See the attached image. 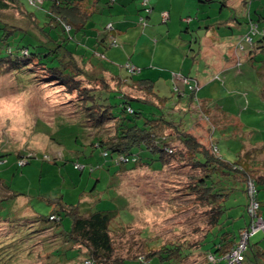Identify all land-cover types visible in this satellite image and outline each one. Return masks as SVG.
I'll return each mask as SVG.
<instances>
[{"label": "rangeland", "instance_id": "rangeland-1", "mask_svg": "<svg viewBox=\"0 0 264 264\" xmlns=\"http://www.w3.org/2000/svg\"><path fill=\"white\" fill-rule=\"evenodd\" d=\"M22 1L45 21L50 0ZM149 5L154 8L148 17V12L141 9V0H119L114 6L103 0L102 11L95 12L90 21V26L95 22L96 29L72 30L70 47L88 55L97 51L106 67L122 75L132 74L128 64L136 65L139 69L134 76L152 79L157 92L170 97L169 105L178 98L176 87L187 93L198 88V110L186 111L187 106L177 103L173 111H181L177 117L184 118L187 127L206 143L214 141L219 154L229 159H234L243 145L264 142V98L260 94L263 79L247 60L250 36L244 40L251 32V22L258 32L250 33L251 37L256 40L262 35L264 0H230L229 6H223L220 0H150ZM171 8L172 16H168ZM112 21H118L115 25L121 28L115 44L111 36H106L110 33L106 25ZM98 33L100 38H107V45L99 40ZM67 102L59 86L21 82L11 73L0 75L1 181L27 196L41 213L52 208L44 197L61 195L68 202L80 203L83 210L118 208V221L132 224L123 235L114 234L120 255L142 254L141 232L145 229H150L153 237L171 239V228L180 227V234L198 238L202 232L191 235L190 231L204 226L205 217L202 209L193 206L191 196L176 188L186 179L180 166L174 163L157 171L145 165L132 167L129 162L128 170L118 171L117 164H108L111 161L99 148L86 157L89 148L77 124L68 119L72 107ZM200 108L212 117V122L205 112L199 117ZM223 112L231 118L224 119ZM197 121L200 125L195 124ZM78 137L80 142L76 141ZM153 163L152 167L159 169V161ZM9 188L1 192L6 195ZM259 197L264 216V189ZM246 201L243 191L229 200L230 205L238 204L234 209L243 214L229 227L238 234L245 219L251 218L245 210ZM2 206L1 213L8 211L11 216L17 207L10 197L2 201ZM64 223L69 228L71 219L64 217ZM0 232V241L5 240V228ZM45 233L36 234V238L47 237ZM252 243L264 250L263 230L250 237ZM2 244L0 264H5L15 252H5ZM50 249L43 241L33 247L32 255L23 253L8 264H58L47 257ZM246 254L252 256L250 246ZM191 262L189 259L188 264ZM133 263L138 264L136 260ZM146 264L164 263L154 258ZM242 264L252 263L247 258Z\"/></svg>", "mask_w": 264, "mask_h": 264}, {"label": "trees", "instance_id": "trees-1", "mask_svg": "<svg viewBox=\"0 0 264 264\" xmlns=\"http://www.w3.org/2000/svg\"><path fill=\"white\" fill-rule=\"evenodd\" d=\"M102 1L50 0L43 22L22 0H0V75L11 73L21 82L29 80L59 86L72 107L68 119L77 124L83 143L89 148L86 157L99 148L111 161L108 164H117L118 171L128 170L129 162L132 167L145 165L157 171L177 163L186 175L185 181L176 186L177 190H185L193 206L202 209L205 217V225L193 227L190 234H202L192 238L180 234L182 228L174 227L171 228L173 238L168 239L153 237L150 229H145L141 232L142 254L120 255L114 234L123 235L132 224L118 221V208L83 210L80 203L68 202L61 195L44 197L52 208L48 213H41L27 196L10 189L0 178V228H5L2 236L5 240L0 242L5 243L2 244L5 252H15L5 264L23 253L32 255L33 247L43 241L45 247L51 248L47 257L58 264H134V260L146 264L154 258L164 264H188L189 259L193 261L190 264H224L226 253L239 244L242 232L250 231L254 223L249 211L252 197L249 181L256 187L254 198L259 202L256 218H264L260 212L263 201L259 197L260 190L264 189V142L243 145L235 158L229 159L219 154L214 141L206 143L193 128L187 127L184 118L177 117V112L181 111H173L177 103L187 106L186 111L198 110L196 103L200 100L195 90L198 88L193 87L187 93L176 87L178 98L169 105L170 97L159 94L152 79L134 76L133 72L139 69L136 65L128 64L132 74L122 75L106 67L97 57V51L88 55L70 47V39H74L72 30L96 29L95 22L90 26V21L95 12L102 11ZM117 1L106 0V3L114 6ZM220 1L223 6H229L230 0ZM141 3V9H145L149 17L154 7L149 5L150 0H141ZM115 22L118 21L106 25L110 30L106 36L112 37V44L117 43L116 34L121 30ZM252 32H257L253 22ZM250 33L244 38H251L247 60L257 67L263 79L260 94L264 98V30L256 40ZM99 36L98 33L99 40L107 45V38ZM203 112L204 108H200V118ZM222 115L226 120L231 118L228 113ZM206 116L212 122V117ZM198 122L195 124L200 125ZM79 139L76 141L80 142ZM155 160L160 163L159 169L152 167ZM4 187L9 188L6 195L1 192ZM238 191L245 193V210L251 215L249 220L245 219V225L239 227V234L229 228L243 215L234 209L238 204H229ZM8 197L17 205L12 216L8 211L1 213L2 201ZM64 217L71 219L69 228L65 226ZM43 233L47 237L36 238V234ZM2 234L0 232V237ZM15 242L21 244L15 246ZM249 246L250 257L246 254ZM242 254L240 264L247 258L252 264H264V250L250 244V238Z\"/></svg>", "mask_w": 264, "mask_h": 264}, {"label": "built area", "instance_id": "built-area-1", "mask_svg": "<svg viewBox=\"0 0 264 264\" xmlns=\"http://www.w3.org/2000/svg\"><path fill=\"white\" fill-rule=\"evenodd\" d=\"M146 1V0H145ZM165 17L167 16L164 14ZM248 189L250 193L252 194L249 211L254 216V223L251 225V230H245L242 232V238L234 248H232L226 255L224 256V259L227 260L224 264H240L243 260V254L242 252L247 248V245L249 243V238L253 234H255L259 230H264V218L259 217L256 218V214L259 209V202L255 200L254 196L256 193V187L253 182H248Z\"/></svg>", "mask_w": 264, "mask_h": 264}, {"label": "crops", "instance_id": "crops-1", "mask_svg": "<svg viewBox=\"0 0 264 264\" xmlns=\"http://www.w3.org/2000/svg\"><path fill=\"white\" fill-rule=\"evenodd\" d=\"M229 2H230V1H229ZM153 7H154V6H153ZM172 9H173V8H171V9L169 10V12H168V13H169L168 16H172Z\"/></svg>", "mask_w": 264, "mask_h": 264}]
</instances>
